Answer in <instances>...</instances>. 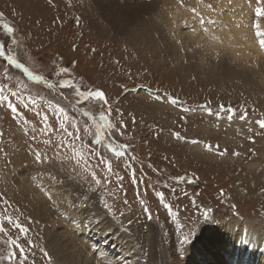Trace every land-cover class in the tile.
<instances>
[{
    "label": "rangeland",
    "instance_id": "obj_1",
    "mask_svg": "<svg viewBox=\"0 0 264 264\" xmlns=\"http://www.w3.org/2000/svg\"><path fill=\"white\" fill-rule=\"evenodd\" d=\"M240 2L247 4L244 16L253 12L249 20L239 16ZM257 7L264 8V0H0V25L13 27L16 44L3 27L0 42L34 75L56 86L34 83L23 69L0 58V85L7 83L12 90L21 81L28 85L23 101H14L18 113L0 105V224L12 238L19 230L3 216L18 218L29 229L20 241L26 264H62L59 254H68L74 264H90L89 242L96 236L99 246L93 243L92 251H97L114 232L128 236H123L132 246L128 260L109 242L103 264H208L203 260L213 262L215 241L226 245L235 236L225 228L228 220L259 222L264 230V128L257 123L264 120V48L258 47L264 17L256 16ZM193 8L215 23L196 27ZM234 14L252 27L260 50L241 41L235 49L210 44L208 34L214 29L218 34L227 15ZM61 68L76 84L102 90L107 104H78L71 89L58 87L67 78L57 75ZM56 105L67 112L70 131L75 133L72 121L79 126L82 144L75 151L89 159L88 173L74 170L64 153L58 154L60 131L45 134L62 122ZM108 109L115 128L105 124L102 143L92 144L99 114ZM89 145L111 162V172L88 156ZM109 145L124 155L116 157ZM92 170L105 181L102 186L91 182ZM91 214L98 220L97 232L88 231ZM78 223L86 235L76 230ZM205 229L211 233L203 235ZM99 232H107L104 239L99 240ZM55 234L54 248L62 250L57 255L49 243ZM4 239L0 234V264H11L4 258L9 251ZM27 240L35 246L29 248ZM188 245L193 250L185 258Z\"/></svg>",
    "mask_w": 264,
    "mask_h": 264
},
{
    "label": "snow or ice",
    "instance_id": "obj_2",
    "mask_svg": "<svg viewBox=\"0 0 264 264\" xmlns=\"http://www.w3.org/2000/svg\"><path fill=\"white\" fill-rule=\"evenodd\" d=\"M182 2V0H181ZM260 0H258V3ZM209 8L212 7V5H208ZM191 11L195 14L196 17L199 18V23L201 25L204 24H213L215 23L214 20L211 19H205L201 16L200 12L197 11V9L193 8ZM255 14L257 17H264V8L257 7L255 9ZM3 14H0V18H2ZM0 27H3L4 32L6 35H8L11 38V43L13 45L16 44V40L13 36L14 29L11 25L7 23H3L0 25ZM255 27H259L258 25ZM205 32H207V28L204 29ZM257 36H261L262 34L257 31ZM259 44L261 48H264V39L259 40ZM0 58H3L8 65L15 66L17 69H23V73H25L28 77V79L34 83H42L45 85H48L49 87H56L54 85H49V82L47 79H45L42 75H34L32 71L29 70L28 67H25L22 63L18 62L15 58L14 54L11 52H8L6 49V45L3 42H0ZM5 75L7 76V72H5ZM57 75H63L67 76V78H62L58 81V87L60 89H71L76 97V102L78 104H83L88 101H96L101 104L106 105L107 104V98L105 96V93L100 89H88L82 85H78L74 82V80L71 78L69 74V70L67 68H61L57 72ZM28 88V85L23 84L21 81L17 84L16 90H12L7 83H4L0 85V105L7 106L12 113L16 114L18 113L17 104L14 103V101H23V90H26ZM32 104H35L36 101L32 100ZM25 107H28L27 104H25ZM223 108V106H221ZM229 112L232 111V109L228 110ZM55 112L58 115V117H62V122L59 125L58 129H52L49 127L45 134L47 135L49 132L52 131H60L62 133V139L59 143L56 144V149L58 151V154L60 152L64 153L63 159L65 161H68L72 164V167L74 170L81 169L85 173L89 172V168L91 167L90 161L88 158L84 157L82 152L77 153L75 151L77 143L82 144V137L80 136V130L79 126L75 121H72V128L75 129V133L73 131H70L68 128L69 123V116L65 109L63 107H60L59 105H56ZM85 115H88V113H84ZM211 114V113H210ZM110 116H111V110L108 109L107 111L102 110L99 114V124L97 125V131L95 133V140L92 141V144H101V130L103 129L104 125L107 124L110 129H114L115 125L110 123ZM43 120L47 122L48 117L46 115H43ZM244 117H241L243 119ZM229 119H231V116H229ZM259 126L261 128H264V120L257 121ZM251 131V129H249ZM179 137V134H174ZM35 139V137H33ZM47 142V141H46ZM192 143H198L197 141H191ZM109 151L113 152L116 157H121L124 155L122 151L117 150L116 148L112 147L111 145L108 146ZM126 145H120V148H126ZM206 148L211 150V146L205 145ZM72 151V155H69L68 152ZM226 149L223 152H220L219 155L223 156L226 154ZM233 155H239V153H233ZM88 156L93 157L95 156L99 160V164L104 165L106 171L111 172V162L106 161L103 156H101L99 153L93 152L91 145L88 146ZM37 159H40V154H37ZM79 172H77V175ZM90 180L92 183H94L97 187L102 186L105 181H103L100 177L97 176V173L95 170H92L90 172ZM95 191L96 189H92ZM175 191V189H173ZM159 195V194H158ZM104 208L111 211L110 205L107 203H104ZM5 211H7V206H5ZM145 212H148V209L145 208ZM207 213H205L206 215ZM149 218L150 215H149ZM3 220L7 221V223L14 229L19 230V235H17L15 238H12L8 231L3 227L2 224H0V234H3L6 239H4V243L7 245L9 251L7 253L6 258L11 264H14L15 261L19 260V264H26L27 256L25 254V245L22 244L21 238H26L27 233L29 229L25 226H23L19 219L13 220V217L11 215H5L3 216ZM94 218H90L88 220L89 224L93 223ZM27 246L29 248L34 247L35 245L31 240H27ZM17 251L19 252V256H17ZM45 256H47V253H44Z\"/></svg>",
    "mask_w": 264,
    "mask_h": 264
},
{
    "label": "bare ground",
    "instance_id": "obj_3",
    "mask_svg": "<svg viewBox=\"0 0 264 264\" xmlns=\"http://www.w3.org/2000/svg\"><path fill=\"white\" fill-rule=\"evenodd\" d=\"M222 1V0H221ZM240 1V0H239ZM251 3V1H249ZM249 3V4H250ZM224 4V3H223ZM246 4V3H245ZM245 4H242V2H240L239 4V8L237 9L239 12V16L242 17L241 19L243 18H247L248 15L246 14L244 16L245 13H243L244 11L242 10V8H244V5ZM247 5V4H246ZM249 6V5H248ZM252 7V5H250ZM249 6V7H250ZM223 8V7H222ZM231 8V7H230ZM234 8V7H233ZM224 9V8H223ZM247 9V8H246ZM252 8H250L251 10ZM227 10V9H226ZM249 10V9H247ZM246 11V10H245ZM228 13V12H227ZM230 13V11H229ZM253 14V12H251ZM233 14V13H232ZM250 14V15H252ZM249 15V16H250ZM244 16V17H243ZM232 17H234V21H231ZM227 24H224V25H220V30L218 31L219 33L216 34L214 33L216 30L214 29L213 31L214 32H210L208 35H209V40L211 41L210 44H213L215 46H218V45H221V44H224L225 46L229 47V48H234L235 49V45L238 41H241V42H244L248 45H253V46H256V43H255V40L253 38V36L251 35V30L252 27L247 23V22H242L244 20H236V14H234L233 16L232 15H227ZM248 19V18H247ZM249 20V19H248ZM252 22V21H250ZM249 22V23H250ZM210 25V24H209ZM262 25V24H261ZM200 26V23H199V19L196 20V27H199ZM263 26V25H262ZM248 29H250V31H247ZM253 32V31H252ZM264 33V32H263ZM262 37V36H261ZM264 37V36H263ZM262 37V38H263ZM200 38V36H199ZM203 41V39H201ZM240 43V42H239ZM221 47V46H220ZM219 47V48H220ZM237 47H239L237 45ZM257 47V46H256ZM260 47V46H258ZM258 47L256 48L257 50H260L258 49ZM217 49V48H216ZM245 50V49H244ZM264 51V49H263ZM244 52V51H243ZM236 56H237V53H240V50L236 51L235 52ZM258 53V52H257ZM258 55V54H257ZM253 57V56H252ZM256 57V56H255ZM258 57V56H257ZM256 57V58H257ZM258 59V58H257ZM261 70V69H260ZM209 109V108H208ZM235 110V109H234ZM233 113V112H232ZM230 116V115H229ZM232 116V115H231ZM249 116V115H248ZM228 131V130H227ZM217 132V131H216ZM227 133V132H226ZM200 140V139H199ZM197 141V140H196ZM205 141V140H204ZM214 149V148H213ZM216 150V149H215ZM222 150V149H221ZM206 151V149H205ZM212 153V152H211ZM231 154V153H230ZM217 155V154H216ZM229 156V155H227ZM230 157V156H229ZM217 158V157H216ZM223 158V157H222ZM227 159V158H226ZM231 159V158H230ZM229 159V160H230ZM224 160V159H222ZM234 161V160H233ZM230 162V161H229ZM238 162V161H237ZM231 163V162H230ZM186 173V172H185ZM189 181V180H188ZM170 198V197H169ZM182 199V198H181ZM168 201V200H167ZM166 201V202H167ZM90 203V202H89ZM77 204V203H76ZM79 204V203H78ZM117 204V203H116ZM126 204V203H125ZM78 206V205H77ZM91 206V208H93V210L95 209L94 205H89ZM102 206V205H101ZM100 206V207H101ZM117 206V205H116ZM121 206V205H120ZM133 206V205H132ZM175 206V205H174ZM201 206V205H200ZM178 207V206H176ZM113 208V207H112ZM111 208V209H112ZM203 208V207H202ZM223 208V207H222ZM221 208V209H222ZM125 209V208H124ZM133 209V208H131ZM177 209V208H176ZM195 209V208H194ZM198 209V208H197ZM196 209V210H197ZM206 209V208H205ZM209 209V208H207ZM102 210V209H101ZM113 210V209H112ZM116 210V209H115ZM145 210V209H144ZM167 210V209H166ZM193 210V209H192ZM195 210V211H196ZM204 210V209H203ZM119 211V210H118ZM124 211V210H123ZM122 211V212H123ZM133 211V210H132ZM140 211V210H139ZM206 211V210H205ZM208 211V210H207ZM221 211V210H220ZM111 212V211H110ZM137 212V211H136ZM165 212V211H164ZM163 212V214H164ZM201 212V211H200ZM209 212V211H208ZM206 212V213H208ZM94 213H98V214H102L103 212L102 211H94ZM108 213V212H107ZM140 214V212H138ZM198 213V211H197ZM90 215V214H89ZM110 215V214H109ZM134 215V214H133ZM165 215V214H164ZM115 216V215H113ZM121 216V215H120ZM196 216V219L194 218V220H197L198 221V218L200 219L199 215H195ZM224 216V214H223ZM67 217V216H66ZM71 217V216H70ZM69 217V219H70ZM117 217V216H115ZM135 217V216H134ZM205 217V216H204ZM76 218V217H75ZM90 218H93V214H91V217ZM203 218V217H202ZM78 219V218H77ZM205 219V218H204ZM68 220V219H67ZM106 220V219H105ZM74 221V220H73ZM196 221V222H197ZM76 223L78 222L75 221ZM153 222V221H152ZM208 223V221H207ZM212 223V222H211ZM79 225V228H76L75 226L77 224H75L73 227V230L76 228V230H78V232H84L83 230V226L84 224L83 223H78ZM98 224V220L97 219H94L93 220V224H91L89 227H88V231L90 230H94L95 232H97V228H95V225ZM87 225V224H85ZM214 225V224H212ZM215 225H217L215 223ZM103 226L104 223H101V227L104 228ZM224 226V225H223ZM67 228H69L67 226ZM211 228V227H210ZM225 228L228 232H232L235 236H230L229 238V242L226 244V245H223L222 243L220 244L218 241H215V245H216V254L214 255V260L212 263L210 262H206L205 260L204 263H208V264H264V230H263V227H262V224L259 223V222H254V223H250V222H245V221H242V222H235V221H231V220H228L226 223H225ZM161 229V228H160ZM209 229V228H208ZM208 229H205L203 231V235L205 233H211V230H208ZM71 230V229H70ZM111 230V229H109ZM118 230V229H117ZM164 230V229H163ZM124 231V230H123ZM201 231V230H200ZM207 231V232H206ZM73 232V231H72ZM71 232V233H72ZM66 233L70 234L69 231H67ZM74 233V232H73ZM80 234V233H79ZM107 234V232H99L98 233V236H99V240L105 235ZM201 232L199 233V235H195V237L197 236H200ZM83 235H86V232L83 233ZM119 235V236H118ZM201 235V236H203ZM75 246H77V243H78V240L79 239H76L78 237V234H75ZM128 237L126 235V233H120V234H117V233H113V236L112 238H107V240H105V243L103 244L104 246H102L100 249H98L97 251H92V247H93V243L97 244V246H99V242L97 240V238L94 237V241L93 243L89 242L90 245H87L89 247V251H88V254L90 255V258H88L89 261H91L92 264H103L105 263L104 261L106 260V258L104 256L105 255V250H106V245L110 242V249L113 248V245H116L115 248H114V251H116L118 253V255H121V259H126L128 260V258L126 257V253L129 252V250L132 248V246L129 245V242L128 239L125 240V243H124V237ZM86 238L85 237H82V239L80 241H85L84 239ZM213 238V237H212ZM96 239V240H95ZM104 239V238H102ZM185 240V239H184ZM57 241H59V237L58 235H50L49 236V243L51 245L52 248H54V244L57 243ZM111 241L113 243H111ZM102 242V241H101ZM159 245L161 243V241L159 242ZM81 249H84L86 246L84 245V243H79ZM101 245V244H100ZM120 245L119 249H121L122 247V250L124 249H127L125 252L123 251H119L118 249H116L118 246ZM150 245H151V240H150ZM158 245V247H159ZM232 246V248H231ZM124 248V249H123ZM163 248V247H162ZM184 251L183 253L185 254V258H188L191 254H192V250H193V247H191L190 245L188 246H185L184 247ZM57 248H54V251H56V253H53V254H58L59 252H62V250H56ZM96 249V248H95ZM158 250V249H157ZM99 251V252H98ZM219 251V253H218ZM231 251L233 253V256L230 257L228 252ZM166 252V251H165ZM259 253V258H257V255ZM83 254V253H82ZM198 254V253H197ZM167 255L171 257L172 255V251L171 252H167ZM58 257H61L62 259H57V260H60V262L62 264H74L72 261H71V258L68 254H66L64 256V254L62 256L57 255ZM203 259V258H202ZM87 260V261H88ZM59 262V263H60ZM107 264H113L111 262H114L112 260H107L106 261ZM256 262V263H255ZM90 263V262H89ZM90 263V264H91ZM129 263H132L131 261ZM164 264H166V262H164Z\"/></svg>",
    "mask_w": 264,
    "mask_h": 264
}]
</instances>
